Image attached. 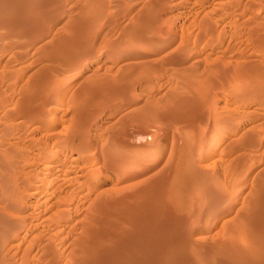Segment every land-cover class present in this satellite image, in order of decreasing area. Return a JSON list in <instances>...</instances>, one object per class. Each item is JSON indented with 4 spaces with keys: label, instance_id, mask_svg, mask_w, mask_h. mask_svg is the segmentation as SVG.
Listing matches in <instances>:
<instances>
[{
    "label": "rangeland",
    "instance_id": "1",
    "mask_svg": "<svg viewBox=\"0 0 264 264\" xmlns=\"http://www.w3.org/2000/svg\"><path fill=\"white\" fill-rule=\"evenodd\" d=\"M263 188L264 0H0V264H264Z\"/></svg>",
    "mask_w": 264,
    "mask_h": 264
},
{
    "label": "bare ground",
    "instance_id": "2",
    "mask_svg": "<svg viewBox=\"0 0 264 264\" xmlns=\"http://www.w3.org/2000/svg\"><path fill=\"white\" fill-rule=\"evenodd\" d=\"M154 23H155V22H154ZM112 89H113V88H112ZM123 92H124V91H123ZM180 112H181V111H180ZM72 133H73V132H72ZM70 135L72 136V134H70ZM70 135H69V136H70ZM185 143H186V142H185ZM76 151H77V150H76ZM76 153H77V152H76ZM130 158H131V157H130ZM77 159H78V158H77ZM131 161H132V160H131ZM133 161L136 162V159L133 160ZM138 161H139V160H138ZM163 175H164V174H163ZM87 181H88V180H87ZM260 184H261V183H260ZM5 187H6V186H5ZM259 187H260V186H259ZM6 189H7V188H6ZM9 189H10V188H9ZM263 189H264V188H263ZM141 190H142V189H141ZM149 192H150V191H149ZM262 192H263V191H262ZM257 193H258V192H257ZM37 194H39V192L36 193V195H37ZM34 196H35V195H34ZM214 196H215V195H214ZM71 197H72V196H71ZM162 200H163V199H162ZM173 200H174V199H173ZM261 200H262V199H261ZM166 201H167V200H166ZM183 201H184V200H183ZM262 201H263V200H262ZM262 204H264V203H262ZM11 205H12V203H11ZM14 205H15V204H14ZM12 206H13V205H12ZM120 206H121V205H120ZM193 206H194V205H193ZM261 206H262V205H261ZM9 207H10V206H9ZM215 207H216V206H215ZM10 208H11V207H10ZM10 208H9V209H10ZM12 208H13V207H12ZM12 208H11V209H12ZM243 208H244V207H243ZM126 209H127V208H126ZM13 210H14V209H13ZM13 210H10V211H13ZM67 211H68V210H67ZM98 211H99V210H98ZM242 212H243V211H242ZM65 214H66V213H65ZM181 214H182V213H181ZM61 215H62V214H61ZM186 215H187V214H186ZM59 216H60V215H59ZM99 216H100V215H99ZM261 219H262V217H261ZM263 220H264V219H263ZM126 221H127V220H126ZM1 222H2V221H1ZM127 222H128V221H127ZM133 222H134V221H133ZM256 222H257V220H256ZM4 223H5V222H4ZM234 223H235V222H234ZM0 224H1V223H0ZM129 224H130V223H129ZM254 224H255V223H254ZM125 225H126V224H125ZM246 225H247V224H246ZM262 225H264V224H262ZM13 226H14V225H13ZM101 226H102V225H101ZM242 226H243V225H242ZM255 226H256V225H255ZM2 227H3V226H2ZM7 227H8V226H7ZM10 227H11V226H10ZM107 227H108V226H107ZM111 227H112V226H111ZM262 227H263V226H262ZM105 228H106V227H105ZM249 228H250V227H249ZM253 228H254V227H253ZM253 228H252V229H253ZM263 228H264V227H263ZM6 229H7V228H6ZM6 229L4 228V234H5L6 231H7ZM9 229H10V230L13 229V231H15L13 227H12V229L8 227V230H9ZM113 229H114V228H113ZM10 230H9V231H10ZM9 231H8V233H9ZM100 231H101V230H100ZM100 231H99V232H100ZM106 231H108V230H106ZM248 231H249V230H248ZM248 231H247V232H248ZM261 231H262V230H261ZM10 232H12V231H10ZM99 232H98V233H99ZM101 232H102V231H101ZM110 232H111V231H110ZM127 232H128V231H127ZM252 232H253V230H252ZM252 232H251V233H252ZM257 232H258V231H257ZM0 233H1V232H0ZM92 233H93V232H92ZM98 233L96 232V234H98ZM132 233H133V232H132ZM237 233H238V232H237ZM4 234H3V231H2L1 235H4ZM9 234H10V233H9ZM103 234H104V233H103ZM106 234H107V233H106ZM116 234H117V233H116ZM254 234H255V233H254ZM254 234H253V235H254ZM262 234H263V233H262ZM91 235H92V234H91ZM94 235H95V233H94ZM101 235H102V234H101ZM112 235H113V234H112ZM114 235H115V234H114ZM134 235H135V234H134ZM171 235H172V234H171ZM5 236H6V235H5ZM87 236H88V235H87ZM95 236H97V235H95ZM95 236H94V237H95ZM99 236H100V235H99ZM109 236H110V235H109ZM116 236H117V235H116ZM116 236H115V237H116ZM155 236H156V235H155ZM161 236H162V235H161ZM177 236H178V235H177ZM230 236H231V235H230ZM242 236H243V235H242ZM263 236H264V235H263ZM263 236H262V237H263ZM90 237H91V236H90ZM103 237H104V236H103ZM105 237H106V235H105ZM112 237H114V236H112ZM119 237H120V236H119ZM1 238H2V236H1ZM99 238H100V237H99ZM106 238H107V240H108L109 237H106ZM255 238H256V237H255ZM260 238H261V236H260ZM89 239H90V238H89ZM91 239H92V238H91ZM101 239H102V238H101ZM112 239H113V238H112ZM112 239H111V241H110L111 244H112V242L115 241V240L113 241ZM121 239H122V238H121ZM175 239H177V238H175ZM184 239H185V238H183V240H184ZM261 239H262V238H261ZM102 240H103V239H102ZM116 240H118V239H116ZM181 240H182V239H181ZM98 241H99V240H98ZM118 241H120V240H118ZM118 241H117L116 243H118ZM131 241H132V240H131ZM137 241H138V239H137ZM188 241H189V239H188ZM227 241H228V240H227ZM83 242H84V241H83ZM108 242H109V241H108ZM110 242H109V243H110ZM123 242H125V241H123ZM134 242H135V240H134ZM165 242H166V241H165ZM183 242H184V241H183ZM185 242H186V241H185ZM185 242L182 243V244L184 245ZM256 242H257V241H256ZM166 243H167V242H166ZM102 244H103V243H102ZM118 244H119V243H118ZM123 244H124V243H123ZM126 244H127V243H126ZM168 244H169V243H168ZM182 244H181V245H182ZM188 244H189V243H188ZM211 244H212V243H211ZM240 244H241V243H240ZM84 245H85V244H84ZM93 245H94V244H93ZM100 245H101V244H100ZM129 245H130V244H129ZM129 245H128V246H129ZM132 245H133V244H132ZM159 245H160V244H159ZM164 245H165V244H164ZM175 245H176V244H175ZM177 245H178V244H177ZM181 245H180V243H179V247H180ZM183 245H182V246H183ZM253 245H254V244H253ZM81 246H82V245H81ZM94 246H95V245H94ZM94 246H93V247H94ZM123 246H124V245H123ZM170 246H171V245H170ZM182 246H181V247H182ZM191 246H192V245H191ZM103 247H104V246H103ZM126 247H127V245H126ZM157 247H158V246H157ZM160 247H161V246H160ZM164 247H167V250H168V248H169V247L166 246V245H165ZM171 247H172V246H171ZM177 247H178V246H177ZM181 247H180V248H181ZM188 247H190V246H188ZM47 248H48V247H47ZM95 248H96V250H95ZM95 248H94V249L92 248V249L90 250V249H88V248L86 247V248H84V249H85L84 252H85V254H89V256H90L91 254H93V253H95V254H93V255H96V252H95V251H97L99 248L97 249L96 246H95ZM174 248H175V247L173 246V249H174ZM183 248H184V247H183ZM186 248H187V246H186ZM51 249H53V248H51ZM100 249H101V248H100ZM165 249H166V248H165ZM173 249H171V250H173ZM231 249H232V248H231ZM231 249H229V251H230ZM46 250H47V249H46ZM80 250H83V249H80ZM94 250H95V251H94ZM103 250H104V249H103ZM171 250H170V251H171ZM175 250H176V248H175ZM175 250H174V251H175ZM177 250H178V249H177ZM179 250H180L179 252L182 251V249H179ZM235 250H236V249H235ZM235 250H233V253H234ZM255 250H256V249H255ZM49 251H50V250H49ZM155 251H156V250H155ZM163 251H164V250H163ZM170 251H166L167 253H166V252H165V253L163 252L162 256H160L161 259H164V260L166 261V259L169 257L168 252H170ZM185 251H186V250H185ZM210 251H211V250H210ZM218 251H219V249H218ZM226 251H227V248H226ZM231 251H232V250H231ZM237 251H238V250H237ZM252 251H253V250H252ZM262 251H263V249H262ZM52 252H53V250H52ZM77 252H78V251H77ZM98 252H99V250H98ZM157 252H158V251H157ZM176 252H177V251H176ZM179 252H178V253H179ZM221 252H222V249H221ZM258 252H259V251H258ZM260 252H261V251H260ZM45 253H46V252H45ZM79 253H80V252H79ZM82 253H83V251H82ZM100 253H101V252H100ZM137 253H138V252H137ZM143 253H144V252H143ZM196 253H197V252H196ZM223 253H224V251H223ZM227 253H229V252H227ZM227 253H226V254L224 253V254L227 255ZM261 253H262V252H261ZM46 254H47V253H46ZM170 254L172 255V253H170ZM207 254H208V253H207ZM224 254H223V255H224ZM229 254H230V253H229ZM79 255H80V254H79ZM82 255L84 256V253H83ZM97 255L99 256V254H97ZM97 255H96V256H97ZM158 255H159V254H158ZM200 255H201V254H200ZM211 255H212V254H211ZM221 255H222V254H221ZM225 255H224V257L226 258L228 255H227V256H225ZM231 255H232V254H231ZM234 255H235V254H234ZM255 255H256V253H255ZM259 255H260V254H259ZM263 255H264V254H263ZM48 256H50V255H48ZM57 256H58V255H57ZM89 256H88V257H89ZM96 256H95V257H96ZM175 256H176V255H175ZM202 256H203V255H202ZM217 256H218V255H217ZM232 256H233V255H232ZM235 256H236V255H235ZM261 256H262V255H261ZM45 257H47V256H45ZM52 257H53V255H52ZM52 257H51V258H52ZM76 257H77V256H76ZM76 257H75V258H76ZM79 257H80V256H79ZM124 257H125V256H124ZM158 257H159V256H158ZM171 257H172V256H171ZM171 257H170V258H171ZM207 257H208V256H207ZM209 257H210V255H209ZM262 257H263V256H262ZM75 258H74V259H75ZM80 258H81V257H80ZM92 258H93V256H92ZM96 258H99V257H96ZM118 258H119V257H118ZM131 258H132V257H131ZM210 258H212V257H210ZM47 259H49V258H47ZM47 259H46V260H47ZM56 259H57V258H56ZM56 259H54V260H56ZM58 259H59V258H58ZM71 259H72V258H71ZM89 259H90V257H89ZM100 259H101V258H100ZM129 259H130V258H129ZM156 259H158V258L155 257L154 260H156ZM207 259H208V258H207ZM213 259H214V258H213ZM72 260H73V259H72ZM75 260H76V259H75ZM78 260H79V259H78ZM104 260H105V259H104ZM104 260H103V262L106 261V260H105V261H104ZM158 260H160V259H158ZM210 260H211V259H210ZM230 260H231V259H230ZM48 261H49V260H48ZM48 261H47V262H48ZM57 261H58V260H56V262H57ZM59 261H60V260H59ZM123 261H124V260H123ZM162 261H163V260H162ZM169 261H170V260H169ZM183 261H184V260H183ZM215 261H216V259H215ZM222 261H223V260H222ZM226 261H227V260H226ZM50 262H51V261H50ZM53 262H54V261H53ZM56 262H55V263H56ZM80 262H81V261H79V262H77V263L80 264ZM95 262H96V261H95ZM117 262H118V261H117ZM124 262H125V261H124ZM176 262H177V261H176ZM83 263H84V262H82V264H83ZM125 263H126V262H125ZM137 263H138V262H137ZM154 263L156 264V262H154ZM154 263H153V264H154ZM193 263H194V262H193ZM196 263H197V262H196ZM212 263H213V262H212ZM51 264H53V263H51ZM56 264H57V263H56ZM99 264H100V263H99ZM111 264H112V263H111ZM113 264H115V263H113ZM121 264H124V263H121ZM227 264H228V261H227ZM229 264H230V263H229ZM236 264H237V263H236Z\"/></svg>",
    "mask_w": 264,
    "mask_h": 264
}]
</instances>
